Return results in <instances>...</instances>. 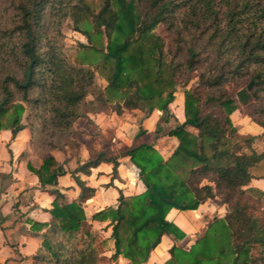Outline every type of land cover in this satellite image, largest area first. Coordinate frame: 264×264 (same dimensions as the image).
Instances as JSON below:
<instances>
[{
    "label": "trees",
    "instance_id": "1",
    "mask_svg": "<svg viewBox=\"0 0 264 264\" xmlns=\"http://www.w3.org/2000/svg\"><path fill=\"white\" fill-rule=\"evenodd\" d=\"M66 18L87 44L59 45L52 28ZM158 26L177 42L168 62L154 34ZM195 71L196 86L184 92L185 120L169 132L177 141L171 156L163 160L146 144L126 150L145 191L120 194L116 208L92 216L110 222L112 261L144 264L162 236L185 237L166 220L171 209L193 211L213 200L227 206L224 218H214L188 250L172 246L166 264H264V213L256 216L248 205L264 203V192L244 189L264 152L253 136L236 132L230 117L238 108L224 89L252 83L258 105L247 116L264 140V0H0V131H10L11 139L29 131L41 163L26 168L41 188H53L50 222L32 225L46 229L33 264H100L82 208L94 190L75 174L116 162L106 150H89L74 169L60 165L50 152L78 149L74 123L123 109L164 113L177 78ZM67 173L80 190L72 203L55 189Z\"/></svg>",
    "mask_w": 264,
    "mask_h": 264
},
{
    "label": "crops",
    "instance_id": "2",
    "mask_svg": "<svg viewBox=\"0 0 264 264\" xmlns=\"http://www.w3.org/2000/svg\"><path fill=\"white\" fill-rule=\"evenodd\" d=\"M176 95L177 92L173 102L167 107V116L159 110L143 113L137 109H123L119 115L114 112L87 114L86 118H80L74 123L73 129L77 131L76 125L81 123V131L76 135L94 140L93 144L78 140L79 147L74 155L71 150L50 152L60 165L66 164L71 170L86 162L89 150H106V158L115 160L116 165L110 162L100 163L91 168L88 175L80 172L75 174L86 187L94 190L93 195L82 203L85 223L92 234L96 229L106 228V238L111 240L109 220H93L92 216L100 211L116 208L120 194L132 197L145 191L139 180L138 170L124 152L146 144L152 146L163 160H167L176 148L177 141L169 132L185 120L183 102L180 99L177 102ZM252 124L257 127L253 137L260 136L262 128L253 122ZM184 129L197 134V130L190 126L186 125ZM261 141L264 143V140ZM254 147L256 148V144ZM34 154L27 129L21 130L14 139H11L10 131H0V264H33V256L41 248V235L46 229L37 231L32 225L48 224L51 219L48 211L53 201V188H41L37 178L26 168L28 163L33 168H39L41 161L38 159L35 164ZM57 182L55 189L64 195L66 203L78 201L80 190L69 173L58 177ZM250 188L264 192V182L252 175L244 189ZM226 212V205L213 200L203 202L193 211L171 209L166 220L176 225L185 237L179 241L172 236H162L144 264H166L170 259L169 250L172 246L188 250L204 234L208 224L214 218H224ZM110 242L109 257L114 253L112 240ZM184 242L186 244L183 245ZM111 263L130 264L120 256Z\"/></svg>",
    "mask_w": 264,
    "mask_h": 264
},
{
    "label": "rangeland",
    "instance_id": "3",
    "mask_svg": "<svg viewBox=\"0 0 264 264\" xmlns=\"http://www.w3.org/2000/svg\"><path fill=\"white\" fill-rule=\"evenodd\" d=\"M179 12H183L182 9L178 10ZM178 17V15H177ZM181 18V17H179ZM52 21V20H51ZM52 36L55 37V40L59 42L60 46H63L65 50L75 48L78 44H87L86 39L79 33L75 32L73 29V24L69 19H62L60 20V23L55 28H52ZM154 34L158 36L162 42H163V52L165 61L171 60V53L174 46L176 45V40L174 39V34L171 31L166 30L164 26H158L154 30ZM181 56V55H180ZM183 57V56H182ZM96 81L100 85V87H103L106 85L105 81L100 78L98 75H96ZM197 84V71L191 72L187 75L179 76L177 78V86H176V100L178 102V99H180V102L182 103L184 100V92L193 88ZM247 84L243 82L234 83L230 82L226 86H224V89L226 92L232 97L235 105L237 106V111L231 116L232 125L235 128L236 132L242 136H255L257 127L253 126L250 118L247 116L248 111H253L257 108V100H256V93L247 90ZM240 90H244L245 94L248 96L246 99V102L242 104L237 96V93ZM253 93H255V97L253 96ZM82 128L81 123H78L76 125L75 136L73 138L78 142L85 141L89 145L93 144L94 140L84 139L79 136H77V133H80ZM255 140L253 144H256V148L259 150V152H264V143L261 141L260 137H254ZM88 140V142H87ZM94 145L96 143L94 142ZM244 148V147H243ZM6 149L8 147L6 146ZM243 152H246L245 148L243 149ZM34 154V152H33ZM71 154H76L75 150L71 151ZM78 155V153H77ZM34 154L33 162L36 164L38 161V157ZM250 173L255 176L256 178L262 180L264 182V160L260 162L255 167L251 168ZM251 207V212H253L256 216L264 213V203L262 204H256L255 202H249L248 204ZM90 231V228H88ZM100 231V232H99ZM91 232V231H90ZM95 236V246L100 249V264H112L111 257H109L108 250L111 249V240L107 239V233L106 228L99 230L96 229L93 232ZM187 242V241H186ZM186 242L183 243L186 244ZM258 254V250L255 248L252 251V255L255 256Z\"/></svg>",
    "mask_w": 264,
    "mask_h": 264
},
{
    "label": "water",
    "instance_id": "4",
    "mask_svg": "<svg viewBox=\"0 0 264 264\" xmlns=\"http://www.w3.org/2000/svg\"><path fill=\"white\" fill-rule=\"evenodd\" d=\"M252 87V83H250L248 86H247V90H250ZM237 96H238V99L239 101L244 104L246 102V99H247V95L245 94V91L244 90H240L238 93H237ZM253 96L255 97V93H253ZM164 115L167 116V111H164Z\"/></svg>",
    "mask_w": 264,
    "mask_h": 264
}]
</instances>
